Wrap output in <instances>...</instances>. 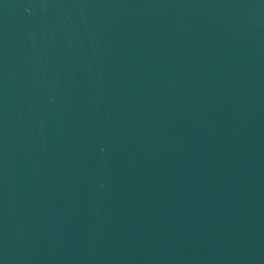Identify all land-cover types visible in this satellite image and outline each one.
<instances>
[{"label":"water","instance_id":"obj_1","mask_svg":"<svg viewBox=\"0 0 264 264\" xmlns=\"http://www.w3.org/2000/svg\"><path fill=\"white\" fill-rule=\"evenodd\" d=\"M0 264H264V0H0Z\"/></svg>","mask_w":264,"mask_h":264}]
</instances>
